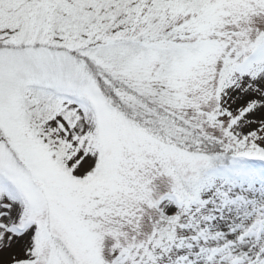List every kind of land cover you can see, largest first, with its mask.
Instances as JSON below:
<instances>
[{"label":"snow or ice","instance_id":"1","mask_svg":"<svg viewBox=\"0 0 264 264\" xmlns=\"http://www.w3.org/2000/svg\"><path fill=\"white\" fill-rule=\"evenodd\" d=\"M0 264H264V0H0Z\"/></svg>","mask_w":264,"mask_h":264}]
</instances>
